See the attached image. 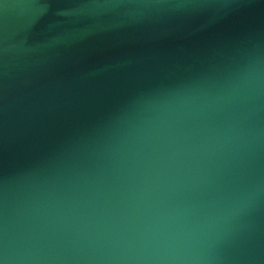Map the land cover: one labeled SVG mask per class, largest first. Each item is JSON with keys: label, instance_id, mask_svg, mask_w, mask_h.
I'll return each mask as SVG.
<instances>
[{"label": "water", "instance_id": "1", "mask_svg": "<svg viewBox=\"0 0 264 264\" xmlns=\"http://www.w3.org/2000/svg\"><path fill=\"white\" fill-rule=\"evenodd\" d=\"M0 264H264V0H0Z\"/></svg>", "mask_w": 264, "mask_h": 264}]
</instances>
